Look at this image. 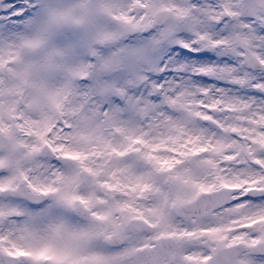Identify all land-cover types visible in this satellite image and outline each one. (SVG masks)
<instances>
[{"label":"snow or ice","instance_id":"obj_1","mask_svg":"<svg viewBox=\"0 0 264 264\" xmlns=\"http://www.w3.org/2000/svg\"><path fill=\"white\" fill-rule=\"evenodd\" d=\"M0 264H264V0H0Z\"/></svg>","mask_w":264,"mask_h":264}]
</instances>
